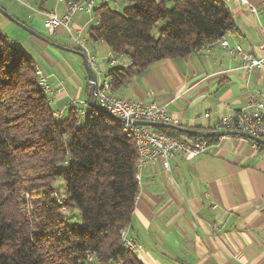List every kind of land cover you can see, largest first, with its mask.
Here are the masks:
<instances>
[{"label":"trees","instance_id":"obj_1","mask_svg":"<svg viewBox=\"0 0 264 264\" xmlns=\"http://www.w3.org/2000/svg\"><path fill=\"white\" fill-rule=\"evenodd\" d=\"M123 1L122 11L109 3L94 8L99 23L88 29L90 40L129 58L106 73L113 91L158 61L207 48L235 28L223 0ZM2 17L0 264H143L121 249L139 189L134 140L95 106L82 117L74 107L65 118L54 117L37 85L36 59L2 34ZM58 179L65 186L60 199ZM26 194L34 197V212L24 223L20 199ZM74 210L78 221L70 222Z\"/></svg>","mask_w":264,"mask_h":264},{"label":"crops","instance_id":"obj_2","mask_svg":"<svg viewBox=\"0 0 264 264\" xmlns=\"http://www.w3.org/2000/svg\"><path fill=\"white\" fill-rule=\"evenodd\" d=\"M38 1L35 14L18 21L45 37L56 35L52 42L57 45L79 48L65 28L52 34L43 29L46 14L61 15L65 2L54 0L46 9L50 0ZM223 1L235 24L224 35L229 47L239 45L258 55L264 15L256 17L235 0ZM91 25L85 13L72 18V33L95 53L100 71L106 74L111 66L127 65V56H115L101 40H90ZM37 44L32 56L50 75L51 84L63 85L53 96L52 111L68 113L75 105L72 100L83 101L79 107L88 109L91 87L81 58L72 72L73 64L59 51L39 39ZM247 91L264 97V67L245 72L239 55L217 42L184 57L158 61L113 93L125 100L164 105L176 126L206 131L219 116L238 111ZM258 145L241 135H226L190 160L176 155L170 170L156 161L137 171L139 189L125 232L140 243L136 255L143 264H264V145Z\"/></svg>","mask_w":264,"mask_h":264},{"label":"built area","instance_id":"obj_3","mask_svg":"<svg viewBox=\"0 0 264 264\" xmlns=\"http://www.w3.org/2000/svg\"><path fill=\"white\" fill-rule=\"evenodd\" d=\"M62 1V0H59ZM66 5L65 12L61 15L47 13L43 22L46 34H52L57 28H65L70 38L86 55L95 77L96 83L91 87L90 105L95 106L99 111L110 113L118 119H114L121 128L124 135L131 137L137 148V171L143 166L160 162L163 169H171V160L181 154L185 160H190L195 156L206 152L210 143L207 136L200 135H180L175 136L169 132L160 131L158 128L144 126L136 121H152L164 124H174V118L168 113L164 105L156 103L143 104L131 100H125L114 95L110 77L103 74L97 64V56L91 53L86 46V41L78 39V34L72 33L71 22L76 13H85L90 17L93 25H98L99 19L93 14L94 8L100 4L109 3L110 0H63ZM210 1V0H201ZM236 3L246 8L251 14L259 17L264 15V0L260 5H254L250 0H235ZM115 5H118L114 1ZM262 38L258 48V55L246 52L241 46L236 45L230 48L227 40L222 37L218 42L220 46L226 48L229 53H236L241 59V68L245 72L251 71L254 67H264V19L260 23ZM37 85L47 97V102L51 104L53 96L59 92L63 85L57 82L56 86L51 84L50 75L43 65L37 61L35 67ZM74 109L79 117L85 114V109L77 106ZM53 116L60 118L61 110L53 111ZM130 120V121H128ZM235 131L246 133L256 138L264 140V97L260 93L247 91L244 105L231 115H221L212 128L206 131ZM225 137V136H220ZM218 139V137H216ZM254 144H257L253 141ZM121 249L126 252L136 254L140 249V243L126 235L125 230L121 232ZM119 264H122L121 262Z\"/></svg>","mask_w":264,"mask_h":264},{"label":"rangeland","instance_id":"obj_4","mask_svg":"<svg viewBox=\"0 0 264 264\" xmlns=\"http://www.w3.org/2000/svg\"><path fill=\"white\" fill-rule=\"evenodd\" d=\"M53 2L54 0H50L48 5H45L46 6L45 8L50 9L53 6ZM115 2L118 5L114 4V0H110L109 5L115 7L116 10L118 11H122L125 8V6H127V3H125L123 0H115ZM0 4L4 9L7 10L6 12H9L10 14L15 15L17 19L18 18L22 19L24 16L29 17V15L35 14L36 8L39 5V1L38 0H4V1L2 0V3ZM170 4H171L170 1L166 2V5L169 7H170ZM2 19L3 18H1L2 34L7 37L8 41L12 42L16 46H19L21 49H23L25 52H27L28 54L32 56L33 51H35L36 49L35 45H38L37 44L38 39L31 36V34H29L21 26L13 22H6L5 19L4 20ZM163 26H164V23H160L158 25V27H163ZM156 32H157V29L153 31L154 34H156ZM64 35L67 36L66 33ZM53 37H56V35L52 37L46 36V38L51 41H53L52 40ZM48 47H50L51 49H54L55 51H59L62 56H64L65 58L69 60L68 64H71V63L73 64L72 72H73L74 66H77V64L80 63L79 56H75V54H71L68 52L58 50L53 45H49ZM60 63L61 65H64L63 61H60ZM57 82H62V81H57ZM77 101H78L77 106H80V104L83 103V101H80V100H77ZM66 115H67V111L63 113L62 117H60L59 119L65 118ZM54 185L57 191L55 196L57 198L61 196L65 197L64 182L58 179L55 181ZM33 200H34V197L33 196L31 197L30 195H27V194L24 195V199H20V201L23 203L22 207H24L21 213L23 215L22 218L24 219V223L28 221V219H30L31 214L34 212L33 207H32ZM24 211H25V214H23ZM73 214L75 215V217H73L70 222H77L78 221L77 211L74 210Z\"/></svg>","mask_w":264,"mask_h":264},{"label":"water","instance_id":"obj_5","mask_svg":"<svg viewBox=\"0 0 264 264\" xmlns=\"http://www.w3.org/2000/svg\"><path fill=\"white\" fill-rule=\"evenodd\" d=\"M0 14L2 16L6 17L7 19H9L10 21H12L13 23L21 26L29 34L37 37L38 39L45 41L46 43L53 45L59 49H62L64 51H69V52H72V53L78 55L82 60V65H83L84 71L86 73L89 85L93 86L96 83V77H95L90 65L88 64L87 59H86V55L83 51L78 50V49H74V48H70V47H64L61 45H57L56 43H53L52 41L47 39L45 36L41 35L37 31H35L32 28L24 25L22 22L18 21V19L11 16L8 12H6L1 7H0ZM103 113L106 114L107 116H110L113 119H118L115 116L111 115L110 113H106V112H103ZM128 121H130V120H128ZM136 122L140 125L150 126V127H154V128L166 127V128L176 129L182 133L191 134V135L214 136V137H220V136H226V135H241V136L246 137V138H248V139H250V140H252L258 144L264 145V140L261 138H256V137H253V136L248 135L246 133H239V132H235V131H224V130L201 131V130H197V129L183 128L180 126H176L175 124H164V123H158V122H152V121H136Z\"/></svg>","mask_w":264,"mask_h":264}]
</instances>
